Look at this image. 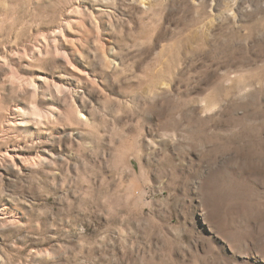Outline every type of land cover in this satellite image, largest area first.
<instances>
[{
    "label": "rangeland",
    "instance_id": "obj_1",
    "mask_svg": "<svg viewBox=\"0 0 264 264\" xmlns=\"http://www.w3.org/2000/svg\"><path fill=\"white\" fill-rule=\"evenodd\" d=\"M0 264H264V0H0Z\"/></svg>",
    "mask_w": 264,
    "mask_h": 264
},
{
    "label": "bare ground",
    "instance_id": "obj_2",
    "mask_svg": "<svg viewBox=\"0 0 264 264\" xmlns=\"http://www.w3.org/2000/svg\"><path fill=\"white\" fill-rule=\"evenodd\" d=\"M11 123V122H10ZM4 155V154H3ZM9 155V154H8Z\"/></svg>",
    "mask_w": 264,
    "mask_h": 264
}]
</instances>
